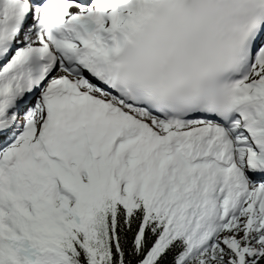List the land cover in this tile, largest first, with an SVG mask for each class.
<instances>
[{
    "label": "snow or ice",
    "instance_id": "1",
    "mask_svg": "<svg viewBox=\"0 0 264 264\" xmlns=\"http://www.w3.org/2000/svg\"><path fill=\"white\" fill-rule=\"evenodd\" d=\"M0 264H264V0H0Z\"/></svg>",
    "mask_w": 264,
    "mask_h": 264
}]
</instances>
